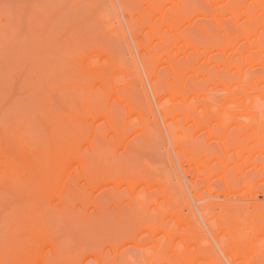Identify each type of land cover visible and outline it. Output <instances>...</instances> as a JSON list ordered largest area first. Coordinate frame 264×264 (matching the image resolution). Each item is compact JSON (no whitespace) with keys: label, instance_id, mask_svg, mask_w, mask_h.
Wrapping results in <instances>:
<instances>
[{"label":"rangeland","instance_id":"374dc122","mask_svg":"<svg viewBox=\"0 0 264 264\" xmlns=\"http://www.w3.org/2000/svg\"><path fill=\"white\" fill-rule=\"evenodd\" d=\"M0 264H264V0H0Z\"/></svg>","mask_w":264,"mask_h":264}]
</instances>
